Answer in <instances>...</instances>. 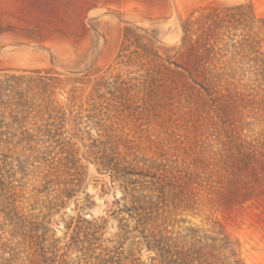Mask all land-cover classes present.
I'll return each instance as SVG.
<instances>
[{
	"label": "rangeland",
	"instance_id": "rangeland-1",
	"mask_svg": "<svg viewBox=\"0 0 264 264\" xmlns=\"http://www.w3.org/2000/svg\"><path fill=\"white\" fill-rule=\"evenodd\" d=\"M213 9L194 84L183 27ZM243 38L264 51V0H0V264H172L151 246L191 235L264 264V110L213 83Z\"/></svg>",
	"mask_w": 264,
	"mask_h": 264
},
{
	"label": "trees",
	"instance_id": "trees-1",
	"mask_svg": "<svg viewBox=\"0 0 264 264\" xmlns=\"http://www.w3.org/2000/svg\"><path fill=\"white\" fill-rule=\"evenodd\" d=\"M215 9L201 15L198 20L194 23L197 25V29L193 31L196 35L194 41H186V37L191 33V24L183 27L185 37H183V51L179 53L180 56H185L187 63L184 64H174L176 67L187 72V77L191 79L194 84H200L199 78L201 80H206V73L208 63L210 62V53L213 52L212 43H210V38L221 29L223 26L224 19L220 18ZM125 38H129L130 35L134 34V29L126 27ZM140 48L143 52L135 51L139 57H149L150 55L159 56L155 50H153V41L148 39L146 43H142L138 39L133 42ZM257 45V41L255 42ZM241 49L248 50L249 55L253 54L252 57L249 55H242L240 59L235 58L236 52L229 60L228 68L231 70L226 73L229 77L227 80L216 79L217 82H213L217 85L218 90L214 91L220 97H229L235 102L234 108L241 107L246 108L247 106L243 103L251 102L248 96L253 97L259 96L260 98L252 103H256L252 106V109L264 110V51L254 48L252 42H248V39L243 38L240 42ZM150 50V52L148 51ZM175 74L183 75L181 71H173ZM246 74H249V78L243 81ZM223 74L218 73L215 77H219ZM221 81H225V86L220 84ZM212 84V83H210ZM201 85V84H200ZM253 85V86H251ZM225 91L226 93H222ZM151 92H154L153 90ZM237 103V104H236ZM16 135V134H14ZM17 137L16 145H21L24 142L26 145L29 143L30 139L27 136L26 131H20V136ZM31 137V136H30ZM10 187V186H9ZM162 238H160L161 241ZM224 239H220L217 243V239H212L211 243H202L200 239L195 238L194 235L189 236L190 246L186 249L181 250H167L164 249L165 246H151L157 247L160 251V255L164 254L175 256L174 260H171L172 264H229L225 262V257H222L221 253L224 250H231L230 243ZM166 244V243H165ZM163 250V251H162ZM169 263V262H168ZM232 264H241L238 260H233Z\"/></svg>",
	"mask_w": 264,
	"mask_h": 264
}]
</instances>
